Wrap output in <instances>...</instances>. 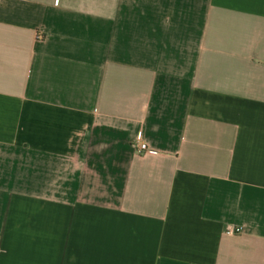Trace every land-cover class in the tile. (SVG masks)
<instances>
[{"label":"crops","instance_id":"obj_1","mask_svg":"<svg viewBox=\"0 0 264 264\" xmlns=\"http://www.w3.org/2000/svg\"><path fill=\"white\" fill-rule=\"evenodd\" d=\"M0 264H264V0H0Z\"/></svg>","mask_w":264,"mask_h":264},{"label":"built area","instance_id":"obj_2","mask_svg":"<svg viewBox=\"0 0 264 264\" xmlns=\"http://www.w3.org/2000/svg\"><path fill=\"white\" fill-rule=\"evenodd\" d=\"M137 149L141 152H145L147 151L148 147L144 142L139 141L137 145ZM240 231H241V228H236L232 233H239Z\"/></svg>","mask_w":264,"mask_h":264}]
</instances>
